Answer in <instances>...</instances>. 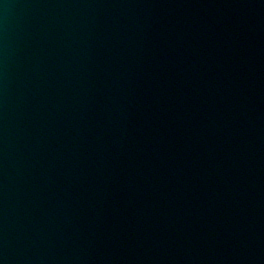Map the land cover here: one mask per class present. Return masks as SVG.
<instances>
[{
  "label": "water",
  "instance_id": "95a60500",
  "mask_svg": "<svg viewBox=\"0 0 264 264\" xmlns=\"http://www.w3.org/2000/svg\"><path fill=\"white\" fill-rule=\"evenodd\" d=\"M0 264H264V0H0Z\"/></svg>",
  "mask_w": 264,
  "mask_h": 264
}]
</instances>
